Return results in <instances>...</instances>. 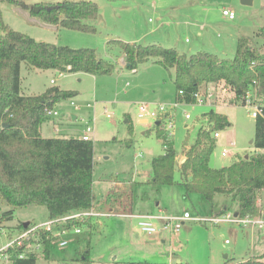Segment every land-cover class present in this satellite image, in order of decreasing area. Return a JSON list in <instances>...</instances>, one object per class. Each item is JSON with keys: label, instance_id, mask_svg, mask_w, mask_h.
Listing matches in <instances>:
<instances>
[{"label": "rangeland", "instance_id": "rangeland-1", "mask_svg": "<svg viewBox=\"0 0 264 264\" xmlns=\"http://www.w3.org/2000/svg\"><path fill=\"white\" fill-rule=\"evenodd\" d=\"M17 1L0 0L1 18L10 28L37 41L93 48L98 57L114 64L111 75L85 72L59 75L54 69L20 64L21 92L25 95L38 94L54 86L76 92L54 104L53 108L59 114L41 124L43 137L75 136L83 129L80 118L94 117L92 200L95 202L102 196L107 198L98 209L104 214L98 217L99 223L91 230L81 227L80 233L68 230L63 235L66 246L60 247L55 241L48 258L43 255L42 248H34L35 264H137L144 261L147 264H176L177 260L190 264H241L264 253V225L251 232L250 228L237 224L213 225L203 221L218 211L222 203L233 211L235 204L227 196L216 195L211 205L199 193L185 195L182 184L147 182L150 159L161 153L162 146L154 132V120L140 122L135 103L142 100L172 108L169 132L177 154L184 153L185 143L190 145L194 141L203 124L202 113L214 109L226 114L229 125L218 131L209 161L215 168L227 166L238 155L253 152L250 140L254 135L255 117L242 104L229 102L232 95L224 96L225 92L218 87L215 89L217 96L211 103H179L172 107L173 70L154 63L153 59L135 69L123 67L121 50L113 42L120 39L141 44L160 43L186 54L199 50L232 57L238 37H247L253 45L264 48V37L258 35V30L264 28V0L247 3L241 0H91L97 4L98 12L87 22L96 27L95 33L50 25L29 15L28 8L36 3L66 0ZM223 8L232 9L235 18L225 17ZM106 113H110V117H106ZM186 113L189 118H185ZM72 114L77 118L73 119ZM162 126L165 127L166 122H162ZM126 137L132 138L130 145L124 141ZM224 148L230 152L223 156ZM175 177H179L178 168ZM115 179L120 182L117 186L113 183ZM114 191H119V197L129 195L131 207L124 202L126 197L115 196L123 208L114 205L111 212L109 198ZM259 196L263 198L262 193ZM157 202L166 207L170 216L188 212L193 219L185 221L177 232L163 229L162 221L153 219L156 231L148 234L139 228V219L134 215L154 211ZM10 209L12 217L0 223V249L19 234V224L48 219L45 206L13 207L0 198V213ZM87 242L89 260H76L77 249L85 248ZM0 264H10V261L0 257Z\"/></svg>", "mask_w": 264, "mask_h": 264}, {"label": "trees", "instance_id": "trees-1", "mask_svg": "<svg viewBox=\"0 0 264 264\" xmlns=\"http://www.w3.org/2000/svg\"><path fill=\"white\" fill-rule=\"evenodd\" d=\"M12 2L18 3L17 0ZM28 11L29 15L50 25L88 33L97 31L87 22L98 12L97 4L91 0L41 2ZM258 35L264 37L263 27ZM113 42L119 46L128 69L153 59L154 63L173 70L178 102L193 103L194 92L204 82L228 88L232 93L231 103H238L240 95L250 88L256 89L260 100H264V48L253 45L247 37H238L234 55L225 58L207 51L186 54L160 43L141 44L120 39ZM21 62L30 68L92 75H110L114 64L98 57L90 47L73 48L37 41L5 24L0 11V198L13 207L45 206L49 218L88 209L93 205V141L79 136L43 137L40 133L41 124L49 118L46 109H52L57 101L70 98L76 92L54 86L38 94H23L19 75ZM201 121L203 124L194 141L183 145L185 159L180 164L171 135L162 126L163 121L154 124L163 152L150 161V182L182 184L185 195L199 193L211 205L215 196L222 194L236 204L234 212L238 217L260 216L264 210V104L255 117L253 152L246 154V158L245 155L236 156L224 167H212L209 161L216 141L214 133L225 129L229 120L226 114L210 109L202 113ZM129 130L130 133L133 130L131 124ZM124 141L130 145L132 138ZM176 168L178 178L175 177ZM261 193L263 198L259 196ZM124 202L129 207L128 199ZM116 204L123 208L118 201ZM227 209L228 206L222 208L220 213ZM11 217V209L1 212L0 223ZM91 220L71 221L68 225L73 223L91 230ZM17 228L21 230L23 223ZM7 251L10 264L36 263V253L28 251L25 245ZM49 252V240L43 238L42 253L48 258ZM76 254V260L88 261L89 242L85 248L77 249ZM241 264H264V254Z\"/></svg>", "mask_w": 264, "mask_h": 264}, {"label": "built area", "instance_id": "built-area-1", "mask_svg": "<svg viewBox=\"0 0 264 264\" xmlns=\"http://www.w3.org/2000/svg\"><path fill=\"white\" fill-rule=\"evenodd\" d=\"M222 14L227 17L228 19L232 20L235 18V13L230 8H223ZM64 74L63 72H59V75ZM54 80L52 79L51 82ZM211 82H204L193 94L194 101L193 103L198 104H205L207 102L211 103L215 97L217 96V93L215 89L217 87ZM222 89L224 91L225 95H232L231 91L228 90L226 87H219L218 89ZM220 89V90H221ZM180 93L182 91H179ZM223 96V97H224ZM73 104V102H71ZM183 103L178 102L174 100L173 106L175 107L177 104ZM238 103L245 106L252 117H256L258 114L262 111V106L264 104L263 101L260 100V98L257 95V91L254 88H250L245 93L241 94L238 98ZM58 111L54 108L52 109H46V115L49 117L52 116H58ZM137 119L140 122H147L149 120L156 121H163L166 122L165 129L168 131V134L171 135V132H169L172 128V119H173V112L172 108H168L164 104H153L148 101H139L137 103V111H136ZM107 117H110V114H106ZM185 118H189V114H185ZM94 118L88 119L85 121V127L83 129L82 134L80 137L83 140H91L92 133L94 130L93 125ZM219 132L214 133V137H218ZM233 142L231 141V144ZM230 152L227 148H224L221 151V154L227 155ZM101 215H104L102 212L97 211L93 205L85 210L70 212L68 214L54 217V218H48L42 222L39 223H30L28 222L26 227H23L21 230L19 229V234L12 240H10L2 249H0V257H3L5 259L9 260L8 255V248H13L15 246H26V249L28 251H32L33 249H39L42 248V240L43 238H46L49 240V245H51L56 241L58 246L63 247L66 246L67 240L63 238V235L68 230H73L75 233L81 232V227L78 225H75L73 223L68 225L71 221H83L88 218H96ZM264 210L262 209L260 216L257 217H250L246 216L243 218H240L238 216H235L233 212H223L217 215H211L209 218L203 219L204 222H209L213 225H219L222 223H228V224H237L242 227L246 228H260L264 225ZM137 218L139 219L138 225L139 228L148 233L151 234L156 231V228L154 224L152 223L153 219H158L162 221V228L168 229L173 232L179 231L182 224H184L185 221L193 219L188 214V212H184L182 216H170L167 214L162 215H153V214H141L137 215ZM197 219V218H196ZM22 256V254H20ZM10 261V260H9Z\"/></svg>", "mask_w": 264, "mask_h": 264}, {"label": "crops", "instance_id": "crops-1", "mask_svg": "<svg viewBox=\"0 0 264 264\" xmlns=\"http://www.w3.org/2000/svg\"><path fill=\"white\" fill-rule=\"evenodd\" d=\"M54 26H56V25H54ZM202 27V26H201ZM180 48V47H179ZM191 48V47H190ZM195 48H199V47H195ZM175 49H177V50H179L178 48H176L175 47ZM197 51H199V50H197ZM196 51V52H197ZM216 54V53H215ZM120 61H121V64H122V66L123 67H126L127 68V64H126V62H125V60H124V55L121 53V57H120ZM112 74V73H111ZM110 74V75H111ZM52 80V79H51ZM175 95H176V91H175V86H174V96H173V98H174V100H175ZM140 101H142V100H140ZM139 102V101H138ZM138 102H136L135 104H136V107H137V103ZM263 102H264V100H263ZM224 104V103H223ZM226 104V103H225ZM228 104V103H227ZM214 106H220V105H214ZM218 111V110H217ZM107 114V113H106ZM110 114V113H109ZM111 115V114H110ZM72 116V118L73 119H76L77 118V116L75 115V114H72L71 115ZM52 117H56V116H52ZM51 117V118H52ZM107 117V116H106ZM50 118V117H49ZM91 118H94L93 116L92 117H88V119H91ZM88 119H83V117H81L80 118V120H82L83 121V129H84V125H85V121L86 120H88ZM49 120V119H48ZM127 120V122H128V119H126ZM154 124H155V122H154ZM83 129H82V131L80 132V133H78L77 135H75V136H79L80 137V135L82 134V132H83ZM62 136H64V137H68V136H65V135H62ZM70 136H73V135H70ZM127 138V137H126ZM161 153L163 152V148H162V151H160ZM161 153H158L157 155H159V154H161ZM246 155V154H245ZM156 156V155H155ZM152 157H154V156H152ZM152 157H151V159H152ZM151 159H150V161H151ZM176 159H177V162H178V164H180L181 162H183L184 161V159H185V156H184V153L182 152V153H178L177 154V157H176ZM150 167H151V165H150ZM139 172H141V173H143V171L140 169V171ZM147 176H149V178L147 179V182H150V178H151V171L150 172H148V175ZM115 185L114 186H117L116 184H120V182L118 181V180H116L115 179V181L113 182ZM132 183V182H131ZM117 193H119V191H114V193H113V196L112 197H110L109 198V202H110V208H109V210L112 212V210H114V207L115 206H117V204L115 205V203L117 202V200H118V198L117 199H115V196L116 197H119L120 195H117ZM120 194V193H119ZM129 194V193H128ZM122 195V194H121ZM126 197V199H128V201H129V203L131 204L132 202H131V197L129 196V195H126V196H121V197H119V199H123V198H125ZM107 198H105L104 196H102V197H100V199L99 200H97V201H95V202H93V207L97 210V211H99L98 209L99 208H101V206L103 205V202H104V200H106ZM114 200H115V203H114ZM129 204V208L131 207V205ZM235 204V203H234ZM115 205V206H114ZM155 206H156V208L154 209V211L152 210V212H150V213H146V214H153V215H162V214H167V212H166V207L165 208H163L161 205H160V203L159 202H157V203H155ZM226 207V205H224L223 203H222V207L218 210V211H216V212H214L213 213V215H217V214H220V210L222 209V208H225ZM235 207H236V204H235ZM235 207H234V209H235ZM234 209H233V211H231L230 209H227L225 212H233V213H235L234 212ZM132 213H130V214H128L127 213V215H131ZM137 215H141V214H135L134 216H136L137 217ZM168 215V214H167ZM48 218H49V216H48ZM92 220H91V224H92V228H93V225H95L96 223H99V221H98V217H96V218H91ZM257 228V227H256ZM256 228H250V230H251V232L254 230V229H256ZM257 229H259V228H257ZM50 253V252H49ZM264 253H262V254H260V255H263ZM260 255H256V257L257 256H260ZM49 256V255H48ZM255 258V257H254ZM251 259H253V258H251ZM251 259H249L248 261H250ZM144 262H146V261H144ZM147 263V262H146ZM180 263H182V262H180V260H177V262H176V264H180Z\"/></svg>", "mask_w": 264, "mask_h": 264}, {"label": "water", "instance_id": "water-1", "mask_svg": "<svg viewBox=\"0 0 264 264\" xmlns=\"http://www.w3.org/2000/svg\"><path fill=\"white\" fill-rule=\"evenodd\" d=\"M241 1H242L243 3L250 2V0H241ZM125 121H127V120H125ZM155 123H157V121H156ZM250 143H252V140H250ZM246 157H247V155H245V158H246ZM234 215L237 216V213L235 212ZM27 224H28V222H24V223H23V227H26Z\"/></svg>", "mask_w": 264, "mask_h": 264}]
</instances>
